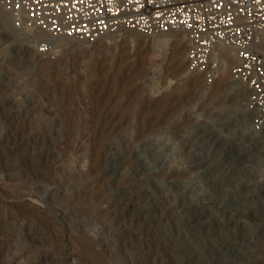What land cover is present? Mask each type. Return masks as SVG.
Listing matches in <instances>:
<instances>
[{"label":"rangeland","instance_id":"374dc122","mask_svg":"<svg viewBox=\"0 0 264 264\" xmlns=\"http://www.w3.org/2000/svg\"><path fill=\"white\" fill-rule=\"evenodd\" d=\"M107 38L44 59L0 8V264H264V109L231 58L205 85L181 33Z\"/></svg>","mask_w":264,"mask_h":264},{"label":"built area","instance_id":"2783aa9c","mask_svg":"<svg viewBox=\"0 0 264 264\" xmlns=\"http://www.w3.org/2000/svg\"><path fill=\"white\" fill-rule=\"evenodd\" d=\"M0 8L44 59L67 41L181 33L188 64L205 85L220 79L228 51L232 78L264 109V0H0Z\"/></svg>","mask_w":264,"mask_h":264},{"label":"bare ground","instance_id":"6f19581e","mask_svg":"<svg viewBox=\"0 0 264 264\" xmlns=\"http://www.w3.org/2000/svg\"><path fill=\"white\" fill-rule=\"evenodd\" d=\"M119 37V36H118ZM105 39H108V38H105ZM64 43H69V41H67V42H64ZM73 43V42H72ZM62 44L60 43L59 45H58V47L60 48V46H61ZM171 55H172V58H171V60L173 59V58H177V57H179V50H174V48L172 49V52H171ZM225 57H228L229 59H230V52H225ZM227 60V59H226ZM237 82V81H236Z\"/></svg>","mask_w":264,"mask_h":264}]
</instances>
